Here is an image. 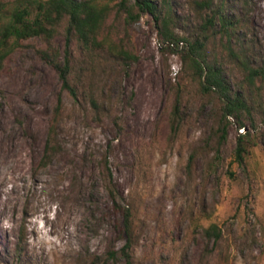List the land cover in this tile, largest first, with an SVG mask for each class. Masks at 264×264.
<instances>
[{
    "label": "rangeland",
    "instance_id": "374dc122",
    "mask_svg": "<svg viewBox=\"0 0 264 264\" xmlns=\"http://www.w3.org/2000/svg\"><path fill=\"white\" fill-rule=\"evenodd\" d=\"M198 1L176 0V33L204 42L249 99L257 144L244 163V130L184 67L186 42L162 48L148 13L106 24L138 56L129 67L73 42L76 97L37 53L47 44L22 41L0 72V264H129L118 205L133 213L130 264H264V79L246 81ZM230 12L244 20L242 59L264 68V0H230ZM64 32L51 44L61 57ZM212 224L217 243L203 233Z\"/></svg>",
    "mask_w": 264,
    "mask_h": 264
},
{
    "label": "trees",
    "instance_id": "16d2710c",
    "mask_svg": "<svg viewBox=\"0 0 264 264\" xmlns=\"http://www.w3.org/2000/svg\"><path fill=\"white\" fill-rule=\"evenodd\" d=\"M176 5V0H0V72L6 61L21 47L22 41L39 38L47 44L48 49L38 50L37 53L58 72L62 90L76 97V89L70 81L73 42L77 41L90 53L108 54L122 67H129L138 61V56L127 47L124 39L116 40L112 31L105 32L106 24L114 11L117 18L124 16L127 23L137 22L143 14L148 13L154 19L162 48L178 51L180 43L185 46L186 42L184 67L197 74L203 93H215L218 96L224 118H232L238 129L244 130L237 137L235 151V160L243 164L250 149L257 144L255 133L245 134L248 122L256 130L250 101L244 93L233 91L225 64L210 53L204 42H190L176 33L180 24ZM197 7L206 12L204 29L217 32L230 55L247 70L246 81L253 84L257 79L263 80L264 68L252 67L246 59H242L247 40L246 36L240 34L245 28L244 20L230 12V0H200ZM62 28L65 30L66 42L63 57L56 50L52 52L51 47L52 40L60 35ZM52 136L51 131L47 138L45 157L52 151ZM112 199L118 205L114 192ZM118 206L123 217L126 240L121 256L130 264L134 246L133 213L127 207ZM203 233L209 241L214 240L216 243L222 238V230L216 224L204 229ZM116 255L115 252L110 253L111 258ZM92 264H108V261Z\"/></svg>",
    "mask_w": 264,
    "mask_h": 264
},
{
    "label": "built area",
    "instance_id": "2783aa9c",
    "mask_svg": "<svg viewBox=\"0 0 264 264\" xmlns=\"http://www.w3.org/2000/svg\"><path fill=\"white\" fill-rule=\"evenodd\" d=\"M180 45L182 46V45H183V43H180Z\"/></svg>",
    "mask_w": 264,
    "mask_h": 264
}]
</instances>
